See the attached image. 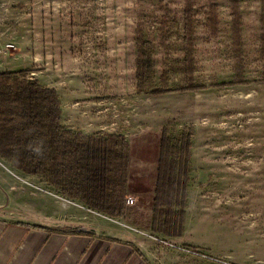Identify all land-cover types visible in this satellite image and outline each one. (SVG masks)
I'll return each instance as SVG.
<instances>
[{"label":"rangeland","instance_id":"374dc122","mask_svg":"<svg viewBox=\"0 0 264 264\" xmlns=\"http://www.w3.org/2000/svg\"><path fill=\"white\" fill-rule=\"evenodd\" d=\"M14 43L36 47L37 67L1 71L8 73L2 78L53 88L65 128L122 135L131 164L145 168L158 165L163 128L178 148L189 186L182 231L188 240L148 225L154 189L139 185L127 186L124 196L134 220L97 211L111 226L150 238L162 251L160 264H264V0H0V59ZM40 58L60 61L53 64L58 76L40 77ZM74 82L81 97L70 89ZM70 105L87 114L90 129L77 117L64 122L62 106ZM10 151L0 155V218L36 214L29 193L46 194L55 202L58 230L51 231L90 225L59 203L89 208L40 173L17 167ZM138 230L202 255L180 253Z\"/></svg>","mask_w":264,"mask_h":264},{"label":"trees","instance_id":"16d2710c","mask_svg":"<svg viewBox=\"0 0 264 264\" xmlns=\"http://www.w3.org/2000/svg\"><path fill=\"white\" fill-rule=\"evenodd\" d=\"M7 75L0 72V144L13 146L10 152L16 151L15 165L40 173L48 184L89 209L122 216L128 141L118 134H83L65 128L60 123L59 101L53 88L26 79L10 84L2 78ZM170 141L163 128L151 225L161 234L178 236L185 216L186 168L180 170L178 148Z\"/></svg>","mask_w":264,"mask_h":264},{"label":"crops","instance_id":"0c3cea01","mask_svg":"<svg viewBox=\"0 0 264 264\" xmlns=\"http://www.w3.org/2000/svg\"><path fill=\"white\" fill-rule=\"evenodd\" d=\"M14 44L16 47L14 51L8 50L6 54H1L0 72L37 67L32 59L36 47L27 45V47L20 48L16 43ZM38 61L43 62L42 66L45 67L44 70L41 69L42 67H38L41 69L38 71L40 77L50 80V78L58 76L56 70L53 69V64H58L60 61H42L41 58ZM134 71H137L136 68ZM123 73L119 72L118 74L122 75ZM139 73L134 72V75H139ZM70 89L76 95L75 97L85 94L77 82H74V86ZM89 102L93 103V101ZM62 113L66 120L64 122L67 124L71 117H77L76 121L84 129H90L94 124L87 122L89 117L84 111H80V116L72 105L70 107L62 106ZM9 149L11 148L8 145L0 144V155H5ZM0 164L2 163L0 162ZM157 173V164L148 165V168H145L144 164L134 165L128 159L127 186L129 191L133 190L135 185L144 189H154ZM149 183H151V187ZM190 183L192 181L188 184ZM13 184L15 183H12L11 187ZM4 187V184L0 185L1 195L4 192ZM29 195L31 196L27 199V202L30 203L28 207L36 214L33 213L26 218L17 217L12 221H9L10 218L7 217L0 218V264H160L162 251L150 238L113 227L105 220L107 219L105 215L86 208L77 210L73 203H70L71 206L66 203L63 205L61 202L59 204L65 209V212L70 209L73 214H78L79 218L87 219L90 225L80 228L83 233L51 231V227H53L51 212L55 202H52L50 196L46 194H36V196L29 193ZM137 205L140 203L138 202ZM68 217L66 214L64 223H69ZM121 218L135 219L133 215L126 213V208ZM83 220L81 221L83 222ZM36 224L42 227H34L33 225ZM148 225L151 226V223ZM176 238L188 240L185 232Z\"/></svg>","mask_w":264,"mask_h":264},{"label":"built area","instance_id":"2783aa9c","mask_svg":"<svg viewBox=\"0 0 264 264\" xmlns=\"http://www.w3.org/2000/svg\"><path fill=\"white\" fill-rule=\"evenodd\" d=\"M125 202H126V204H133L134 199L131 196H126ZM131 228H133V230H136V228H134V227H131ZM139 232L143 233L146 236L153 238L157 243H162L164 245H167L168 247H170V248H172V249H174L180 253H183L186 255H195V256L202 255V253H200L199 251L192 249V247H190L188 245L181 244L176 240H170L168 238H160L159 236L150 235V234H148L146 232H142V231H139Z\"/></svg>","mask_w":264,"mask_h":264}]
</instances>
